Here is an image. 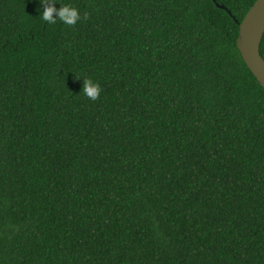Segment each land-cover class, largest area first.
I'll return each mask as SVG.
<instances>
[{"label":"trees","instance_id":"obj_1","mask_svg":"<svg viewBox=\"0 0 264 264\" xmlns=\"http://www.w3.org/2000/svg\"><path fill=\"white\" fill-rule=\"evenodd\" d=\"M253 1L0 0V264H264Z\"/></svg>","mask_w":264,"mask_h":264},{"label":"water","instance_id":"obj_2","mask_svg":"<svg viewBox=\"0 0 264 264\" xmlns=\"http://www.w3.org/2000/svg\"><path fill=\"white\" fill-rule=\"evenodd\" d=\"M263 33L264 0H254L238 22L235 45L246 67L264 89V59L259 53V44Z\"/></svg>","mask_w":264,"mask_h":264},{"label":"clouds","instance_id":"obj_3","mask_svg":"<svg viewBox=\"0 0 264 264\" xmlns=\"http://www.w3.org/2000/svg\"><path fill=\"white\" fill-rule=\"evenodd\" d=\"M37 2L39 5L37 15L40 20L50 25L59 21L64 25L74 26L78 21L87 17V13L82 17L79 10L71 3H58L57 0H37ZM57 4L59 7H56ZM78 78L81 81L82 94L91 101L97 100L101 92L99 83L90 77Z\"/></svg>","mask_w":264,"mask_h":264}]
</instances>
